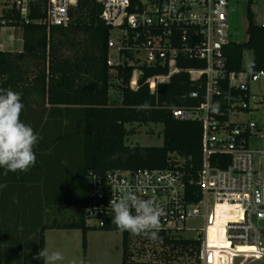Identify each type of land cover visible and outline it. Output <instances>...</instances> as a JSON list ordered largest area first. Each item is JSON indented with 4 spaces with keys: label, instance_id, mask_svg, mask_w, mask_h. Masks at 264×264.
<instances>
[{
    "label": "trees",
    "instance_id": "trees-1",
    "mask_svg": "<svg viewBox=\"0 0 264 264\" xmlns=\"http://www.w3.org/2000/svg\"><path fill=\"white\" fill-rule=\"evenodd\" d=\"M97 0H77L66 26L47 27L45 0H27V22L14 6L0 15V27L21 30L20 51L0 50V88L19 92L20 119L41 139L34 145L35 165L25 172L0 175V264H43L44 232L80 229L86 246L88 173L109 170L178 168L184 173L189 201H197V174L201 168V124L174 118V108L193 107L194 90L187 74L151 86L145 78L163 70L144 69L137 89L126 84L131 67L118 69L122 77L120 101L110 103L111 84L106 65L109 26L101 18ZM247 26L248 39L225 47L229 67H239L245 51L251 53L250 69H264V28ZM181 67L192 61H179ZM162 124L160 146L127 145L134 133L131 124ZM69 208L75 213L65 217ZM62 214L61 219L55 215ZM60 218V217H59ZM102 230H115L104 229ZM122 233L121 264H201L198 238L156 230L161 251L153 260H134L130 231ZM150 235L145 233L134 236Z\"/></svg>",
    "mask_w": 264,
    "mask_h": 264
},
{
    "label": "built area",
    "instance_id": "built-area-1",
    "mask_svg": "<svg viewBox=\"0 0 264 264\" xmlns=\"http://www.w3.org/2000/svg\"><path fill=\"white\" fill-rule=\"evenodd\" d=\"M76 1L45 0L42 23L66 26ZM97 1L102 4L101 18L109 26L106 65L112 86L122 84L117 72L124 67H131L126 85L133 90L146 68L163 70L145 78L151 86L169 82L174 74H187L195 88L189 96L199 103L174 108L171 114L201 124L202 163L196 180L197 201L188 200L184 173L178 168L109 170L102 176L89 172L84 217L95 220L97 228L115 229L108 202L117 198L118 187L130 185L139 189L138 197L153 200L159 209V223L152 231L180 233L188 220H203L195 237L201 241V264H213L206 228L218 207L236 217L224 223L230 247H254L234 258L261 259L264 234L253 218L264 223V146L254 147L252 141L264 142V69L249 68L252 57L247 51L239 67H229L224 49L232 42L240 43L229 34L231 7L245 3L242 10L248 39L249 14L253 23L264 28V15L255 14V7L264 0ZM19 3L20 19L27 22V0ZM185 60L193 66L178 65Z\"/></svg>",
    "mask_w": 264,
    "mask_h": 264
},
{
    "label": "rangeland",
    "instance_id": "rangeland-1",
    "mask_svg": "<svg viewBox=\"0 0 264 264\" xmlns=\"http://www.w3.org/2000/svg\"><path fill=\"white\" fill-rule=\"evenodd\" d=\"M21 0H0V15L4 11L10 10L12 6L16 10L20 9ZM245 3H239L232 6L229 15V34L231 38L237 42H245L247 35L245 33L246 21L243 16V7ZM255 14L264 15V3L262 6L255 7ZM13 37L15 40L10 41ZM17 38V40H16ZM1 48L6 51H19L21 49V30L11 27L0 28ZM249 57V53H247ZM110 103H118L120 101V89L115 88L108 93ZM133 129L134 133L126 136L125 143L127 145L140 146H160L163 141L162 124H131L126 126ZM252 145L262 148L264 142L260 139H254ZM77 208H69L65 212V217L75 213ZM210 212V211H209ZM61 219L62 214H55ZM60 217V218H59ZM236 219V218H235ZM234 220V219H230ZM253 223L260 233L264 234V223L261 220L253 218ZM86 226L90 229L86 232V246L82 247V233L80 229H49L44 232V249L51 251H59L64 259L57 264H121L122 258V233L115 230H102L97 228L96 221L87 219ZM185 229L179 233L180 236L186 238L197 237V231L203 228V220L201 218L190 219L185 223ZM213 247H230L229 244L221 241L218 232H214L212 239ZM264 252V237L260 245ZM232 248V247H230ZM161 247L156 238L151 235L133 236L130 240V250L134 260H153L161 251ZM243 248L235 245L234 250H242ZM213 264H264V257L261 259H249L236 257L237 253L228 252L226 250L213 249L211 251ZM238 256V255H235ZM43 264L45 260L43 259Z\"/></svg>",
    "mask_w": 264,
    "mask_h": 264
},
{
    "label": "clouds",
    "instance_id": "clouds-1",
    "mask_svg": "<svg viewBox=\"0 0 264 264\" xmlns=\"http://www.w3.org/2000/svg\"><path fill=\"white\" fill-rule=\"evenodd\" d=\"M23 108L20 93L10 88H0V175L8 172L28 171L36 162L33 150L41 139L33 128L20 119ZM7 185L0 183V189ZM116 199L109 200L111 220L120 231L133 234H150L158 226L159 209L151 199H142L136 194L139 189L132 186L117 188ZM38 258L45 264H57L64 259L59 251L40 249Z\"/></svg>",
    "mask_w": 264,
    "mask_h": 264
},
{
    "label": "bare ground",
    "instance_id": "bare-ground-1",
    "mask_svg": "<svg viewBox=\"0 0 264 264\" xmlns=\"http://www.w3.org/2000/svg\"><path fill=\"white\" fill-rule=\"evenodd\" d=\"M235 218L236 217L233 216V214H230L229 210L221 209V207H218L214 216H213L212 221L209 224H207L206 234H207V238H208L209 242L212 243L214 232H218L221 241L229 244V242L225 239L224 223L230 219L236 220ZM237 245L242 247L243 249L242 250H234L230 247H213L211 244L213 249L226 250L228 252L237 253V254H241L239 252H250V251L254 250V247H252V246L242 245V244H237Z\"/></svg>",
    "mask_w": 264,
    "mask_h": 264
},
{
    "label": "crops",
    "instance_id": "crops-1",
    "mask_svg": "<svg viewBox=\"0 0 264 264\" xmlns=\"http://www.w3.org/2000/svg\"><path fill=\"white\" fill-rule=\"evenodd\" d=\"M14 29H15V28H14ZM14 40H15V38H13V37L10 38V41H11V42H13ZM16 40H17V38H16ZM19 51H20V50H19ZM115 88H118V87L114 86V87H112V88L110 89V91L115 90ZM110 91H109V92H110Z\"/></svg>",
    "mask_w": 264,
    "mask_h": 264
}]
</instances>
